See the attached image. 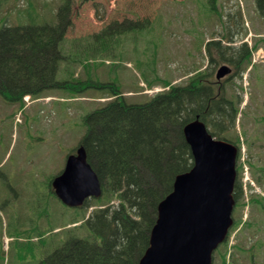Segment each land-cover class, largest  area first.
I'll use <instances>...</instances> for the list:
<instances>
[{"label":"rangeland","instance_id":"1","mask_svg":"<svg viewBox=\"0 0 264 264\" xmlns=\"http://www.w3.org/2000/svg\"><path fill=\"white\" fill-rule=\"evenodd\" d=\"M61 1L0 0V20L18 26L54 24ZM211 1H70L67 17L72 24L63 43L66 58L59 62L56 80L81 78L90 86L103 83L107 88L75 93L77 87L61 84L20 107L0 96V264H38L71 236H88L86 215L101 203L92 199L84 207H66L52 192L51 182L83 138L84 117L111 95V83L127 103H142L162 90V86L147 90L146 80L184 86L196 72L207 71L213 72L208 79L216 81L214 73L228 65L232 76L220 80L226 96L242 97L240 109L250 106L246 115H238L232 136L245 131L257 136V145H264V18L254 0ZM104 30L115 33L99 45L92 36ZM209 41L233 48L234 55L246 43L252 49V64L245 70L242 62L235 71L213 45L211 63L203 50ZM230 54L226 51L224 56ZM245 139L249 137L242 135L243 143ZM241 147L246 164L248 149ZM261 152L264 155V148ZM245 189L246 205L234 216L254 223L244 235L249 237L248 246L257 241L251 255L264 264V211L247 204L251 191L248 185ZM228 235L234 245L241 237L240 225ZM217 252L213 264H222Z\"/></svg>","mask_w":264,"mask_h":264},{"label":"trees","instance_id":"2","mask_svg":"<svg viewBox=\"0 0 264 264\" xmlns=\"http://www.w3.org/2000/svg\"><path fill=\"white\" fill-rule=\"evenodd\" d=\"M70 1H61L54 24L18 26L4 23L3 18L0 20V96L5 101L20 107L24 96L36 97L61 84L77 87L75 93L89 87L107 88L105 84L90 86L81 78L68 79L76 84L56 80L59 62L66 58L63 43L72 24L67 17ZM94 1L83 0L84 3ZM254 2L264 18V0ZM113 33L104 30L92 39L101 45ZM211 46L222 61L235 66V70L242 62L247 65L245 70L251 63L252 49L246 43H242L238 54L234 55L230 54L233 48L223 47L217 41L207 42L205 51L212 63ZM226 51L230 54L228 58L224 56ZM212 74L196 72L184 86L161 82L156 85H161L164 91L135 104L127 103L111 83V95L106 97L110 100L84 117L85 134L78 144L84 148L87 162L99 178L103 193L97 201L101 204L84 221L87 237L71 236L38 264H137L148 247L158 203L172 191L175 177L193 166L182 134L184 125L199 117L214 138L237 147L241 144V135H232L238 115H246L250 106L240 109L242 97L226 96L224 84L208 79ZM145 84L147 89L156 86L149 80ZM261 120L264 121V116ZM242 135L249 137L244 144L248 149L246 164L251 178L264 190L261 152L264 145L255 143V134L250 137L243 131ZM241 169L238 164L232 215L234 227L240 225L241 237L234 245L225 242L217 248L222 264H242L244 260L257 264L251 255L257 241L248 246L249 237L244 235V230L254 223L251 219L243 222L242 217L234 216L246 205ZM256 194L250 193L247 204L264 211V196ZM113 201L116 205L111 204ZM215 256L214 252L213 259Z\"/></svg>","mask_w":264,"mask_h":264},{"label":"water","instance_id":"3","mask_svg":"<svg viewBox=\"0 0 264 264\" xmlns=\"http://www.w3.org/2000/svg\"><path fill=\"white\" fill-rule=\"evenodd\" d=\"M230 73L223 65L215 77L220 80ZM182 134L193 166L175 177L172 191L158 203L148 247L137 264H212L213 252L232 226L236 147L214 139L198 118L187 123ZM51 185L55 196L69 208L102 194L82 146L67 158Z\"/></svg>","mask_w":264,"mask_h":264}]
</instances>
